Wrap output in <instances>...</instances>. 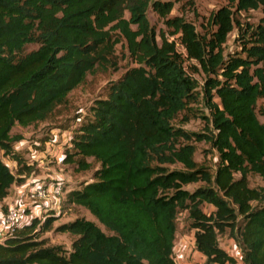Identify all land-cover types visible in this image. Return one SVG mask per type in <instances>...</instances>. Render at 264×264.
<instances>
[{"label":"trees","instance_id":"trees-1","mask_svg":"<svg viewBox=\"0 0 264 264\" xmlns=\"http://www.w3.org/2000/svg\"><path fill=\"white\" fill-rule=\"evenodd\" d=\"M149 7L172 40L156 33ZM255 9L263 13L256 25L235 19V12ZM172 10V0H0V151L16 165L25 167L15 126L45 120L87 74L117 70L129 59L89 107L64 159L77 156L82 169L87 158L99 163L65 201L111 233L83 217L62 223L57 230L75 236L66 254L40 239L54 220L49 210L44 221L35 217L0 242V264H179L173 251L180 213L193 230V249L205 256L197 264H237L219 244L225 230L243 264H264V187L248 184L249 173L264 177V105L257 111L264 99V0H227L209 15L204 33ZM235 27L240 48L225 54ZM27 44L38 46L23 53ZM199 101L207 131L175 126ZM191 140L218 153L213 173L197 165ZM2 156L0 203L25 181ZM176 163L183 168L169 167ZM198 180L206 186L183 188Z\"/></svg>","mask_w":264,"mask_h":264},{"label":"rangeland","instance_id":"rangeland-1","mask_svg":"<svg viewBox=\"0 0 264 264\" xmlns=\"http://www.w3.org/2000/svg\"><path fill=\"white\" fill-rule=\"evenodd\" d=\"M173 10L171 16L183 17L195 25L199 33H204L209 27V15L218 8L227 4V0H172ZM233 10L234 7H233ZM263 16L260 9L249 10L246 12H235V19L240 25H256L259 19ZM147 17L155 27L156 33L165 32L166 36L171 39L168 32L170 29L164 25L163 20L151 9L147 10ZM239 32L237 27L229 33L225 44L223 45L224 53H233L239 50L238 42ZM158 41L159 38L157 39ZM37 44H27L24 47L23 53H27L32 49L37 48ZM177 49L185 54L181 45H177ZM118 55L121 56V48L117 46ZM126 54V51L124 50ZM129 65V59L120 60L117 70H109L107 72H96L87 74L84 81L77 87L71 90L66 100L56 105L45 120L37 122L28 127L15 126L12 133L21 134L22 140L15 144V149L20 153L24 161V165H16V162L7 156H2L4 162L9 166L11 171L23 181L16 183L11 187L9 195L0 203L3 206L4 213L8 206L15 203L26 205V193L30 187L47 181H58L62 185L61 210L54 212V220L50 228L40 235V239H44L47 246L59 245L63 251L68 254L71 251V243L75 236L59 232L57 227L67 221L77 217L95 222L105 233L111 232L105 229L90 212L82 206L69 204L65 201L66 191L68 189L77 188L81 183L91 179L94 170L99 166V163L93 158H87L85 161L89 163V168L82 169L78 165L79 158L74 157L73 162H66V151L71 152V139L77 131L78 127L83 123L88 116V109L97 98H103L107 93V88L112 81L117 80L126 67ZM193 76L200 82L203 81L201 72L193 73ZM264 105V99H259L258 108ZM205 110L202 103L196 102L190 105L188 111L181 112L174 120V125L188 132L204 133L207 131L204 114ZM258 119L262 121V117L257 112ZM185 143V142H183ZM194 147L193 158L199 167H203L206 171L213 173L216 169L218 161V153L211 147L210 143L205 141H189ZM172 168L182 169L183 166L179 163L169 166ZM239 174L236 173L235 177ZM248 184L250 187H264V177L257 174H248ZM206 186L202 180L191 182L183 185V188L188 191H193L198 187ZM42 201L37 204L31 203V211L34 215H40V221L47 218L49 211L42 210ZM202 209L205 212H210L212 206L202 204ZM0 212V213H1ZM185 213H180L176 222V238L174 243L173 258L176 262L181 263L193 262L199 263L197 255H193V230L188 226V221L185 219ZM221 245L227 247L226 240L228 230L219 236Z\"/></svg>","mask_w":264,"mask_h":264},{"label":"built area","instance_id":"built-area-1","mask_svg":"<svg viewBox=\"0 0 264 264\" xmlns=\"http://www.w3.org/2000/svg\"><path fill=\"white\" fill-rule=\"evenodd\" d=\"M172 39L173 37L170 40ZM62 192V185L58 181H47L30 187L26 193L25 207L22 203H15L0 214V242L11 236L16 228L30 222L35 217L39 218L40 215H34L31 211V203L37 204L38 201H42L43 211H60Z\"/></svg>","mask_w":264,"mask_h":264},{"label":"crops","instance_id":"crops-1","mask_svg":"<svg viewBox=\"0 0 264 264\" xmlns=\"http://www.w3.org/2000/svg\"><path fill=\"white\" fill-rule=\"evenodd\" d=\"M1 207H2V205H0V210H2ZM220 239L221 238L219 237V244H220V246L224 250H226L227 252H229V254H231L236 259L237 264H243V262L241 260V255H240L239 248L236 246L235 241L233 239H231V238L228 237L227 240H226V243L228 245H227V247H225L224 245H221ZM193 244H194V241H193ZM193 255H197V258H198V262L199 263L204 262L205 256L203 254H201L200 252H197L196 250H194L193 251ZM177 263H179V264H195L193 262H188V263H185L184 262V263H181L180 261H178Z\"/></svg>","mask_w":264,"mask_h":264}]
</instances>
